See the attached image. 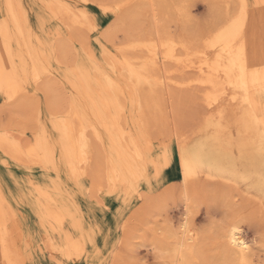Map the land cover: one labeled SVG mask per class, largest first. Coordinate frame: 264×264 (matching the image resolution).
<instances>
[{"label":"bare ground","instance_id":"obj_1","mask_svg":"<svg viewBox=\"0 0 264 264\" xmlns=\"http://www.w3.org/2000/svg\"><path fill=\"white\" fill-rule=\"evenodd\" d=\"M97 1L102 9H107L105 0ZM135 1L149 4L154 23L160 21L164 0ZM222 1L224 9L211 8L209 19L188 38L159 28L143 35L127 34L115 44V53L102 54L99 67L77 69L68 77L67 84L73 92V98L68 99L55 86L48 66L33 48L31 39L19 35L21 28L12 11V0H5L9 20L0 23V97L8 100L9 109L20 116L24 128H32L40 113L38 92L42 93L59 135V162L69 175L74 179L88 175L92 179L91 194L104 186L107 193L119 192L144 200L140 185L158 186L162 179L160 175L152 178L148 173L150 162L154 160L146 138L151 109L160 108L157 102L162 96L160 89L198 91L205 110L200 118L199 135L179 151V175L187 185L184 199L186 203L191 201H188L191 187L189 185L188 189V184L200 178L223 184L241 200L258 204L257 215L262 219L264 232V200L252 192L249 180L251 173L259 171L254 158L264 156V36L260 39L257 34L258 21L248 0H234L233 7V0ZM47 8L66 29L94 28L93 24L86 23L88 15L82 9H74L59 0L50 1ZM175 9L183 13L184 6L175 5ZM136 12L130 11L125 18L130 19ZM120 20L125 22L123 18ZM11 25L21 48L17 54L11 49ZM105 39H109V35L106 34ZM66 42L55 39L56 61L65 56ZM171 89L169 91H173ZM240 106H243L241 112ZM30 109H34V115L28 114ZM127 113L134 115V124L142 130L140 134H133L126 125ZM231 147L243 154L239 163L225 161L226 151ZM0 148L16 161L28 160L45 168L56 166L57 146L49 140L44 127L32 141L25 143L1 134ZM156 171L161 173L163 166ZM225 200L221 196L217 204L225 206ZM64 204L54 215L56 220L62 219L63 214L70 218V208ZM6 215L0 196V264H8L1 238ZM72 226L74 231L60 237L58 242L57 252L65 263H76L95 255L89 250L80 222H72ZM208 227H211L209 233H216L219 256L204 255L202 235L185 220L177 232L169 233L170 241H163L161 252L168 253L163 264H252L254 253L264 251V238L260 241L250 229L243 228L238 219L225 222L217 232L216 227ZM52 247L51 251H55V246Z\"/></svg>","mask_w":264,"mask_h":264},{"label":"rangeland","instance_id":"obj_2","mask_svg":"<svg viewBox=\"0 0 264 264\" xmlns=\"http://www.w3.org/2000/svg\"><path fill=\"white\" fill-rule=\"evenodd\" d=\"M50 1L12 0V11L20 24L19 35L22 34L23 39H31L33 48L48 66L55 86L68 99L73 98L72 89L67 84L68 77H72L77 69L99 67L102 54L109 51L115 53V44L127 34L143 35L159 28L181 38H188L209 19L211 8L217 7L218 11L224 9L222 0H164L158 27L152 19L150 5L135 0H105L106 10L101 8L97 0H59L74 9L85 11L88 15L86 23L94 26L91 30L71 31L64 28L59 18L47 8ZM248 3L258 21L257 34L263 39L264 2L248 0ZM179 4L184 6L181 14L175 9V5ZM134 10L138 12L135 17L126 19V14ZM121 18L125 22L121 23ZM8 20L5 0H0V23ZM9 31L12 33L11 49L17 54L21 48L16 43L12 25ZM106 34L109 39H105ZM56 38L68 42L65 56L57 61ZM27 84L30 86L29 81ZM169 89H160L162 96L157 100L160 108H152L149 114L150 128L146 138L150 141L151 158L154 161L150 162L148 173L152 178L160 175L162 179L158 186L140 185L144 200L119 192L107 193L104 186L97 193L91 194L92 179L88 175L77 179L69 175L64 164L59 162V135L42 93L38 92L37 106L40 113L34 119L35 128H24L20 116L9 109L8 100L0 97V135L7 134L25 143L32 141L44 127L49 140L57 146L55 168H45L28 160L16 161L0 148V196L7 213L1 238L8 264H163L168 256L167 252H161L163 244L170 241L169 233L177 232L185 220H189L190 226L202 235L201 247L207 257L220 255L214 235L216 233H209L211 227L208 226L216 227L217 232L225 222L234 218L240 220L241 226L250 229L260 241L264 238L260 222L262 219L258 218V204L252 200H241L239 195L229 192L223 184L204 178L191 182L188 184V189L191 186L188 200L191 199V203L187 202V205L183 196L187 185L179 175V151L199 135L200 118L205 110L198 91L191 88L184 91ZM239 111H243V106L239 107ZM27 112L34 115V109ZM133 118L134 115L127 113L126 125L133 134H140L142 130L137 128ZM105 141L107 143V138ZM226 154L225 161L239 163L243 160V154L238 153L235 147L228 149ZM254 159L258 161L259 171L249 175L253 187L251 190L264 200V156H256ZM161 166L163 171L158 173L156 168ZM221 196L226 199L225 206L217 204ZM64 203L70 208V218L68 214H63L62 219L56 220L54 215ZM75 221L80 222L89 250L95 252V255L91 254L76 263H65L57 252L58 242L60 237L74 231L71 227ZM52 245L55 251H51ZM1 248L0 243V255ZM258 251L254 253L252 264H264V251Z\"/></svg>","mask_w":264,"mask_h":264}]
</instances>
